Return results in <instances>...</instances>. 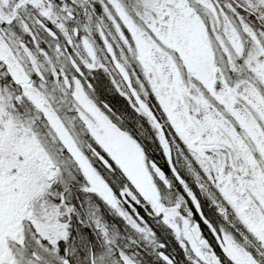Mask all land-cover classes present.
<instances>
[{"label": "snow or ice", "instance_id": "6c2138e0", "mask_svg": "<svg viewBox=\"0 0 264 264\" xmlns=\"http://www.w3.org/2000/svg\"><path fill=\"white\" fill-rule=\"evenodd\" d=\"M0 264H264V0H0Z\"/></svg>", "mask_w": 264, "mask_h": 264}]
</instances>
